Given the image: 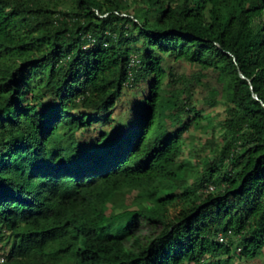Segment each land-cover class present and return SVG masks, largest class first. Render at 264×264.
<instances>
[{
	"label": "trees",
	"instance_id": "trees-1",
	"mask_svg": "<svg viewBox=\"0 0 264 264\" xmlns=\"http://www.w3.org/2000/svg\"><path fill=\"white\" fill-rule=\"evenodd\" d=\"M172 62L220 90L197 99ZM214 95L221 145L206 139L205 176L189 184L186 139ZM112 122L125 135L102 144ZM0 252V264L263 255L264 0H0Z\"/></svg>",
	"mask_w": 264,
	"mask_h": 264
},
{
	"label": "rangeland",
	"instance_id": "rangeland-1",
	"mask_svg": "<svg viewBox=\"0 0 264 264\" xmlns=\"http://www.w3.org/2000/svg\"><path fill=\"white\" fill-rule=\"evenodd\" d=\"M171 65L174 73L186 76L190 81L195 83L193 86L195 88L197 99L201 100L209 98L213 96L215 92L220 90V86L211 71L202 72L198 66L188 63L178 64L172 62ZM198 79H200V82H198ZM136 96V92L130 90L127 91L126 95L123 97L121 109H119L114 115V118H117L119 123L120 121H125L127 117L129 118V110L131 106H134L133 103H135ZM215 97V103L212 106L206 105L200 101L198 109L201 111L202 117L207 119L198 127L196 133L188 136L186 139L184 154L189 159V165L187 167L188 175H190L188 177L189 184L197 182L205 176V173L203 172V158L205 156L204 150L207 148L206 139H209L211 138V135H214L215 138H212L214 143L216 145H221V136L219 135V133H221L220 124L225 119L226 104L221 95ZM119 123L112 122L100 128V130L106 132L108 135V138L106 137L101 140L102 144L108 140L116 141L125 135L126 130L123 126H119ZM95 138H99V134L87 136L89 142H93V139ZM156 232L155 229L145 227L142 231V235L145 237L152 236ZM7 244H10L9 241ZM230 264H264V254L249 263H244L238 258V255L234 253Z\"/></svg>",
	"mask_w": 264,
	"mask_h": 264
},
{
	"label": "built area",
	"instance_id": "built-area-1",
	"mask_svg": "<svg viewBox=\"0 0 264 264\" xmlns=\"http://www.w3.org/2000/svg\"><path fill=\"white\" fill-rule=\"evenodd\" d=\"M135 61H137V58L136 57H134V62ZM215 186L214 185H212V184H210L209 186H208V189H207V191L208 192H214L215 191ZM218 240L219 241H221V242H223L224 241V238H223V236L222 235H219L218 236ZM6 256L2 253V252H0V263H3L4 261H5V258Z\"/></svg>",
	"mask_w": 264,
	"mask_h": 264
},
{
	"label": "water",
	"instance_id": "water-1",
	"mask_svg": "<svg viewBox=\"0 0 264 264\" xmlns=\"http://www.w3.org/2000/svg\"><path fill=\"white\" fill-rule=\"evenodd\" d=\"M242 77L244 78V76H242ZM255 98H256V99H258V96H257V95H255Z\"/></svg>",
	"mask_w": 264,
	"mask_h": 264
}]
</instances>
